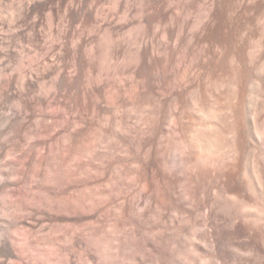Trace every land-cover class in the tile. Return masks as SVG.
I'll return each instance as SVG.
<instances>
[{"label":"bare ground","instance_id":"bare-ground-1","mask_svg":"<svg viewBox=\"0 0 264 264\" xmlns=\"http://www.w3.org/2000/svg\"><path fill=\"white\" fill-rule=\"evenodd\" d=\"M56 1L10 0L0 21V192L24 184L43 205L24 226L51 230L50 248L67 239L68 264H95L86 233L115 202L113 181L132 165L150 177L144 154L150 164L174 128L202 141L201 186L257 243L264 0Z\"/></svg>","mask_w":264,"mask_h":264},{"label":"clouds","instance_id":"clouds-1","mask_svg":"<svg viewBox=\"0 0 264 264\" xmlns=\"http://www.w3.org/2000/svg\"><path fill=\"white\" fill-rule=\"evenodd\" d=\"M11 8L4 5V15ZM25 67L31 65L22 60L13 73ZM201 143L194 131L173 128L168 137L159 138L150 164L144 154L146 167L154 169L150 177L132 165L128 174L113 181L115 202L86 233V251L95 264H264V182L260 188L248 187L251 198L261 205L260 237L253 243L252 237L235 230L231 211L235 205L221 206L215 191L201 186L197 155ZM13 171L11 179L23 181L19 170ZM121 180L128 183L121 186ZM39 182L46 181L33 176L32 183ZM29 187L21 184L0 192V264H68L67 253L60 248L67 246V239L50 248L51 230L34 232L22 223L32 215L31 209L43 206ZM78 255L86 259L84 252Z\"/></svg>","mask_w":264,"mask_h":264},{"label":"rangeland","instance_id":"rangeland-1","mask_svg":"<svg viewBox=\"0 0 264 264\" xmlns=\"http://www.w3.org/2000/svg\"><path fill=\"white\" fill-rule=\"evenodd\" d=\"M9 1H10V0H8V1L5 0V5L7 4L6 2H9ZM11 1H12V0H11ZM40 1H41V2H39V5H38V6L41 7V8H43V9H46V10H47V8H49V7H55L56 5H53V4H55V3L57 2L56 0H54V1H53V0H46V1H45V0H44V1L40 0ZM9 3H10V2H9ZM9 3H8V5H10L12 2H11L10 4H9ZM56 4H57V3H56ZM40 5H42V6H40ZM52 5H53V6H52ZM46 6H47V7H46ZM9 11H10V9H9ZM1 14H4V13H1V12H0V17L2 16L1 19H0V21H1V22H4V21H3L4 19H6L5 21H7V18H8V17H4V16L1 15ZM6 16H8V14H7ZM3 17H4V18H3ZM8 19H9V18H8ZM0 56H1V54H0ZM0 58H2V56H1ZM0 61H2L1 64H0V65H1V66H0V74H1V72H3L2 68L5 66V65L3 66V64H5V63L3 62L2 59H0ZM3 69H4V68H3ZM1 104H3V103H2L1 100H0V108H2V107L4 106V105H1ZM6 159H7V158H6ZM6 159H5V160H6ZM5 160L3 159V161H5Z\"/></svg>","mask_w":264,"mask_h":264}]
</instances>
